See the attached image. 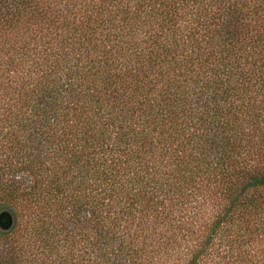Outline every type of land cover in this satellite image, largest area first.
<instances>
[{"label": "trees", "instance_id": "16d2710c", "mask_svg": "<svg viewBox=\"0 0 264 264\" xmlns=\"http://www.w3.org/2000/svg\"><path fill=\"white\" fill-rule=\"evenodd\" d=\"M0 264H264V0H0Z\"/></svg>", "mask_w": 264, "mask_h": 264}, {"label": "water", "instance_id": "95a60500", "mask_svg": "<svg viewBox=\"0 0 264 264\" xmlns=\"http://www.w3.org/2000/svg\"><path fill=\"white\" fill-rule=\"evenodd\" d=\"M14 223V217L9 211H2L0 213V227L4 230H8Z\"/></svg>", "mask_w": 264, "mask_h": 264}]
</instances>
